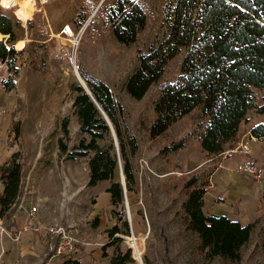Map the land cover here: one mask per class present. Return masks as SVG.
I'll return each instance as SVG.
<instances>
[{
    "label": "rangeland",
    "instance_id": "374dc122",
    "mask_svg": "<svg viewBox=\"0 0 264 264\" xmlns=\"http://www.w3.org/2000/svg\"><path fill=\"white\" fill-rule=\"evenodd\" d=\"M104 1L32 0L31 13L20 14L17 5L7 6L4 0H0V13L10 15L15 23L19 39L15 43L16 48L21 49L27 43L20 56L16 90L5 92L1 81L8 72L4 66L0 67V128L3 130L5 121H11L14 112H17L24 122V168L31 167L42 150L43 159L55 157L58 160L61 173L64 172L63 179L71 189L81 188L77 196L78 206L71 213L70 220L58 219L64 225L78 227L82 234V242L76 250L66 255L54 253L52 239L44 229L47 220L43 221L40 216L41 210H48V222L54 223L57 219H54L53 209L49 205L39 206L41 210L34 221L29 216L33 204L28 200L23 203L21 209L25 210L28 220L22 228L14 231L32 230L37 235L34 241L42 249L40 253L33 252L38 257L31 264H49L66 259L79 261L80 264H107L103 248L106 247L109 256L114 249L108 246L110 238L106 229L119 221L118 215L113 212L119 208L113 206L111 195L106 191L110 182L101 181L95 186H88L87 160L64 162L59 156L60 123L65 115L71 118L69 145L73 146L79 139L71 84L78 79L76 68L79 70L80 65L112 86L126 107L128 121L138 138L139 148L131 156L136 184L127 190L121 213L122 219H127L130 224V237H127L128 240L122 237L123 244L132 247L134 258L138 261L137 256L141 254L142 260L147 257L149 264H264V177L261 181L248 177L246 181L242 164L230 171L232 153L229 150L222 156L208 155L200 150L202 146L198 135L206 119L199 109L179 119L163 135L151 139L144 124L153 116L158 87L153 86L140 100L127 92V80L139 64L138 50H148L166 33L167 0H141L147 10L148 22L138 41L128 45L117 40L112 26L106 21V14L97 13ZM107 2L115 4L117 0ZM82 20L84 24H81ZM90 24L92 28H89ZM69 27L73 36H69ZM182 56L180 54L170 62L164 80H172L179 74ZM259 117L253 112L249 114L243 123L242 135L248 130L249 122L255 123ZM183 138L188 139L184 149L169 154L163 152L166 145ZM0 144L5 149L4 138ZM252 163L264 168V164ZM195 174L208 183V204L224 201L223 196L229 199L228 192L230 195L237 190L236 185H244L243 198L240 195L236 197L233 205H238L239 214L247 212L255 227L250 241L242 249L240 261H225L219 256L206 257L198 248L197 236L187 231L178 211L185 197L184 181ZM237 174L242 175L241 178L235 176ZM117 177L121 181L120 166ZM125 182L127 184L126 179ZM254 186L260 188L259 193L254 192L258 190ZM23 194L24 190L21 196ZM19 203L18 199L17 206L13 205L11 209L16 211ZM260 207L263 214L258 212ZM96 219L98 223L101 221L102 226H96ZM38 228L41 229L39 234ZM132 233L136 238L131 236ZM20 241L22 238L15 240L16 243ZM4 252L5 249L0 256ZM49 258L52 259L50 262Z\"/></svg>",
    "mask_w": 264,
    "mask_h": 264
},
{
    "label": "trees",
    "instance_id": "16d2710c",
    "mask_svg": "<svg viewBox=\"0 0 264 264\" xmlns=\"http://www.w3.org/2000/svg\"><path fill=\"white\" fill-rule=\"evenodd\" d=\"M107 1L97 13L106 14V21L120 43H136L148 22L141 0H117L115 4ZM167 7L166 33L148 50H138L139 64L127 80V92L140 100L153 86L158 87L153 116L144 124L151 139L163 135L179 119L199 109L206 123L198 141L206 154L222 156L241 141L242 126L249 114H264V0H167ZM2 33L9 36L0 39V67L4 66L8 72L1 82L5 92H11L17 89L21 52L14 46L19 39L13 18L4 12L0 13V37ZM180 54L183 56L179 74L172 80H164L170 62ZM79 71L89 89L78 79L71 84L79 139L69 145L71 118L65 115L60 123L59 156L64 162L87 160L88 186L110 182L106 191L113 206L119 208L113 210L119 221L106 229L108 246L114 249L109 256L104 247V255L110 257L109 264H138L132 249L123 244L120 236L130 235V224L121 217L125 191L117 177L120 166L127 190L136 184L131 156L139 148L138 138L128 121L127 109L112 86L81 65ZM251 134L264 137V121L253 125ZM23 137L24 122L14 112L4 137L11 153L0 162L2 219L9 217L21 194ZM187 144L188 139L183 138L166 145L163 152H179ZM40 162L45 168L54 159L41 158ZM183 189L185 197L178 213L187 231L197 236L200 252L210 258L240 261L255 225L243 224L224 214L207 213L204 198L208 183L199 174L186 179ZM143 263L149 264L147 257H143ZM49 264L80 263L66 259Z\"/></svg>",
    "mask_w": 264,
    "mask_h": 264
},
{
    "label": "crops",
    "instance_id": "0c3cea01",
    "mask_svg": "<svg viewBox=\"0 0 264 264\" xmlns=\"http://www.w3.org/2000/svg\"><path fill=\"white\" fill-rule=\"evenodd\" d=\"M26 45L27 43L25 42L23 48L21 49L16 48V49L22 54ZM259 116L261 117H259L258 120H255V123H252L251 121L249 122L251 127L249 126L248 130L243 131L242 139L241 141H239L244 143L249 142L251 144V151L248 153L240 150L231 152L232 153L230 157L231 161L229 162L230 171H232L234 167H236L237 165L243 164L244 162L247 161H251V162L255 161L259 164H264V137L258 138L251 134V129L253 125L264 121V114ZM10 122L11 121H5L4 129L2 130L0 128V143L9 129ZM172 126H174V124ZM172 126L169 129H171ZM251 135L254 138H252ZM198 146L200 148L199 143ZM200 150L205 153L203 147L200 148ZM10 153L11 151L7 149V147L3 149V144H0V161H3ZM41 158H43L42 150L38 152L37 156L33 161V165L28 169L24 168L22 185H21V194L18 199L20 200V198L23 197L21 195L23 193V190L25 192L27 185L34 183L37 189L33 196L36 198V200H38L39 204L41 206L43 204L49 205L53 209V215L55 217L54 219L70 220L71 213H74L76 209L75 207L78 206L76 202H77V196L79 195V193H81V188H74V189L70 188L71 186H69V184L63 179L64 172L61 173V169L58 166V160L55 157H52L54 159V163L45 168H42V164L40 162ZM60 160L62 159L60 158ZM229 174L230 173L228 172V175ZM235 176H239L241 178L242 175L237 174ZM243 178L246 181L249 180L248 176L247 177L245 176ZM236 188L237 190H235V192L231 193L230 195L229 192L227 193L229 199H226V197L223 196L221 198H223L224 201L218 203L211 202L210 204H208L209 191H207V194L205 195L204 198L205 200L204 209L209 214H213V213L224 214L230 218L239 220L243 224L253 223V221L251 222L249 220V216L247 212L244 211L242 212V214H239L238 205H233L234 199L236 197L239 198L240 195L243 198L242 194L244 192V185L243 184L236 185ZM2 189H3V184L0 181V191H2ZM254 189H258L257 191L255 190L254 192L259 193L258 191L260 190V188L254 186ZM260 201L262 200H259V202ZM246 203L247 201H245V205H247ZM260 209L261 207L259 208L258 212L263 214V209L261 210ZM40 212H41L40 216L42 217L43 221L47 220L46 223H48L50 219L48 217L50 216L48 214V210L47 211L41 210ZM27 220H28L27 214H25V210L21 208H18L16 211L11 209L9 217L7 219H2L0 217V223H5L9 228V230H12L13 232H15L14 230L16 229L22 228V226H24V223ZM100 226H102L101 221L99 222V225L97 227ZM36 236L37 235H35L32 232V230L24 231L21 234L22 242L20 241L19 243H16L15 239H13L12 236H9L4 231L0 230V254L2 250L5 249L4 254L1 255L2 257L0 256V264H31L34 261V259L38 257V256H34L33 252L36 251L37 253H40V251L42 250L38 248L36 241H34L35 238L37 239ZM33 244H35V247L33 246ZM52 256L55 255L53 254ZM107 258H108L107 264H109L110 257ZM51 260H52L51 258L48 259L49 262Z\"/></svg>",
    "mask_w": 264,
    "mask_h": 264
},
{
    "label": "built area",
    "instance_id": "2783aa9c",
    "mask_svg": "<svg viewBox=\"0 0 264 264\" xmlns=\"http://www.w3.org/2000/svg\"><path fill=\"white\" fill-rule=\"evenodd\" d=\"M251 137L254 138L252 135ZM239 150L248 153L251 151V144L249 142H238L237 145L229 151L235 152ZM242 170L246 176L254 179L255 181H261L264 177V168L253 164L251 161L244 162L242 164ZM36 189L37 187L34 183L27 185L24 195L22 198H20V203L17 207L21 208L25 200H28L31 204H33L30 209L29 216H31L34 221L38 219L37 214H39V206H41L38 200H36V198L33 196L36 192ZM14 205L17 206V202ZM42 206H45V204ZM44 229L46 234H49V237L52 239V250L56 255H66L73 250H76L77 245L82 242L81 231L76 226L64 225L57 220L54 223L48 222ZM0 230L12 236L15 240L19 241L21 238V230L13 232L12 230H9L5 223H0ZM40 232L41 229L38 228L37 233L39 234Z\"/></svg>",
    "mask_w": 264,
    "mask_h": 264
},
{
    "label": "bare ground",
    "instance_id": "6f19581e",
    "mask_svg": "<svg viewBox=\"0 0 264 264\" xmlns=\"http://www.w3.org/2000/svg\"><path fill=\"white\" fill-rule=\"evenodd\" d=\"M4 4L7 5V6L17 5V7L19 8L18 12H20V14H26V13L30 14L31 13V7L30 6L32 4V0H4ZM29 9H30V11H29ZM68 31H69V36H73L74 35V33H73V31H72V29L70 27L68 28ZM2 37H0V38H2ZM128 237H130V236H128Z\"/></svg>",
    "mask_w": 264,
    "mask_h": 264
},
{
    "label": "water",
    "instance_id": "95a60500",
    "mask_svg": "<svg viewBox=\"0 0 264 264\" xmlns=\"http://www.w3.org/2000/svg\"><path fill=\"white\" fill-rule=\"evenodd\" d=\"M2 35H3V37L0 38V39H7L8 36H9V35H7V34H3V33H2ZM14 46H15V48H16V45H15V44H14ZM76 72H77V76H78V80H79V82H80L85 88L88 89V86H87L86 82H85L84 79L82 78V76H81V74H80V72H79V70H78L77 68H76ZM88 90H89V89H88ZM113 135L115 136L116 144H118V142H117V138H116V135H115L114 130H113ZM121 183H122V185H123V187H124L125 196H126V193H127V187H126V182H125V175H124L123 173H122ZM126 206H127V208H128V201L126 202ZM120 236H121V237H124L126 240H128V239H127V236H129V235H120ZM131 236H132L133 238H136V237L133 235V233L131 234ZM130 248L132 249L131 246H130ZM137 257H138V261H139V263H140V264H144V263H143V260H142V258H141V255L139 254Z\"/></svg>",
    "mask_w": 264,
    "mask_h": 264
}]
</instances>
